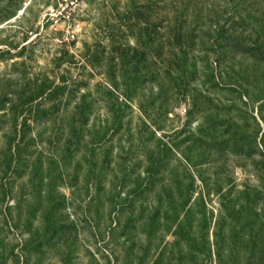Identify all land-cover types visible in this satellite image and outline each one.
Listing matches in <instances>:
<instances>
[{
    "label": "rangeland",
    "instance_id": "rangeland-1",
    "mask_svg": "<svg viewBox=\"0 0 264 264\" xmlns=\"http://www.w3.org/2000/svg\"><path fill=\"white\" fill-rule=\"evenodd\" d=\"M241 1L0 0V173L10 110L41 83L65 80L73 90L52 117L55 130L88 95L89 126L112 122L111 105L123 116L106 147L56 164L49 129L27 151L30 167L0 179V264H16L30 236L18 264H109L112 220L123 228L131 218L111 202L129 200L159 156L157 190L194 183L192 207L206 197L209 218L232 186L264 180V50L248 49L264 2Z\"/></svg>",
    "mask_w": 264,
    "mask_h": 264
},
{
    "label": "trees",
    "instance_id": "trees-1",
    "mask_svg": "<svg viewBox=\"0 0 264 264\" xmlns=\"http://www.w3.org/2000/svg\"><path fill=\"white\" fill-rule=\"evenodd\" d=\"M248 1L242 0L238 6L246 5ZM237 8L235 6L234 9ZM253 27L256 38L249 42L248 49L251 52L263 51L264 11H261ZM225 30V27H219L218 35L222 36ZM219 39L216 43L220 42ZM224 48L229 46L225 44ZM60 82V85L55 82L41 83L26 98H21L18 105L12 106L11 115L5 122L8 132L5 135L6 149L1 159V180H12L21 169L30 167L31 155L27 151L41 143L49 129L54 132L53 136H47L50 146L57 153L61 151L64 154L57 161L60 154L54 153L55 160L52 161L55 164L65 162L68 157L72 159L81 147L94 154L98 148L106 147L108 139L120 131L123 116L121 109L115 105L110 106L111 112L115 113L112 122L107 120L104 126H89V116L96 104L88 100L90 95L82 97L73 108L72 117L62 124L63 128L55 130L53 126L56 120L52 117L66 111L65 96L73 93L65 80ZM114 92L109 90V95ZM43 102H48L51 107L46 108ZM35 128L43 131L41 135L32 136L31 132ZM87 137L90 141L86 140ZM105 158L107 161L108 153ZM164 160L159 156L147 166L144 178L137 181L129 200L122 204L114 200L111 202L113 210L119 209V215L127 207L131 211V218L123 228L119 218L112 220L115 225L110 228L108 241L117 243L110 250H104L109 264H148L150 261H153L152 264H264V180L255 186L246 183L243 190L232 186L228 194L220 195L219 209L210 212L209 218L206 197L201 205L192 207L194 183L186 185L182 180H169L157 190L159 180L155 178L161 174ZM38 164H42L41 157H38L33 173L40 169ZM50 197L48 202H54ZM215 212L217 218L212 228ZM33 240V236H30L24 241L22 253L14 255L16 264L22 259L27 260L26 252H29Z\"/></svg>",
    "mask_w": 264,
    "mask_h": 264
}]
</instances>
